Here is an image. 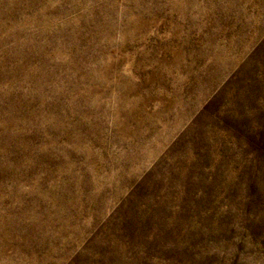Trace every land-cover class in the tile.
I'll return each mask as SVG.
<instances>
[{
	"label": "rangeland",
	"instance_id": "obj_1",
	"mask_svg": "<svg viewBox=\"0 0 264 264\" xmlns=\"http://www.w3.org/2000/svg\"><path fill=\"white\" fill-rule=\"evenodd\" d=\"M0 264H264V0H0Z\"/></svg>",
	"mask_w": 264,
	"mask_h": 264
}]
</instances>
